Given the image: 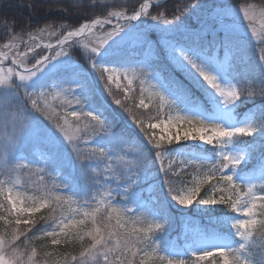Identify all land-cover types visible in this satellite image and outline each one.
<instances>
[{
    "label": "rangeland",
    "instance_id": "obj_1",
    "mask_svg": "<svg viewBox=\"0 0 264 264\" xmlns=\"http://www.w3.org/2000/svg\"><path fill=\"white\" fill-rule=\"evenodd\" d=\"M4 1V0H3ZM7 1V0H6ZM126 0H121L120 2ZM169 1V0H168ZM168 1L164 0H145L140 3V6L144 3H147L149 5L146 13L144 12L143 16L148 15L151 11L154 9L162 8L164 4H166ZM178 2L187 1V0H177ZM151 2V3H149ZM217 0H214L215 3ZM247 0H240L235 5H226L221 3H216L215 5H207L206 2L202 4V6L195 11L192 15H190L187 10L184 11V9L177 12L176 16H180V20L176 21L175 24L180 27H174L173 25L167 26V25H158V30L160 31V34L164 32H178L183 33L187 30L191 31H197L198 29L207 28L208 23H211L212 21H223V17H227L228 15L231 18V20L228 22L227 25L223 26V32L219 35H217L215 38L206 37L204 39L201 38L199 42L196 44H192L189 42L188 45L180 44L181 51H183L185 54L192 56V58L197 62L200 63L203 67H205L206 71H209L211 74L215 75L217 78V82L224 88H235L238 94H240V99L236 101L233 104L225 105L222 102V98L219 97L217 93H215L214 90L210 88L205 82L200 81V83H196L192 76L189 74V69H185L183 67L178 66L177 62L173 57L169 54L168 48L164 44L165 38L160 42L161 49L164 53V57L166 60V64L172 69V71L177 72L183 78L201 95V97L204 99V103L200 101L199 105L192 108L184 103H182L180 97L171 89L167 83L165 82L162 73H159L158 68L156 66V61L158 59L157 54L153 51L154 49H151L147 54V57H145L142 61H139L135 63L132 67H106V66H100V69L102 70L103 77L102 81L105 82L106 86L113 87L115 89H121L123 92V96L125 98L131 99L129 96H134V99H138V106L140 107L141 102L147 107H140L142 109L147 108H153L158 111L160 114V121L158 123H155V125H160L161 121H167L169 117L175 118L176 116H187L190 118H196L200 119L206 124H209V127L211 125H220L222 127L226 128H232L237 126H245L249 123H252L255 120H258L256 117V110L259 108L256 107L260 104H263L264 97H262L260 93V88L264 85L261 84L260 78L261 75L264 74V62L260 60L261 56H264V4L260 3L259 5H246ZM245 4V5H243ZM195 5V4H194ZM191 4L187 5V8L191 10L192 6ZM209 6V7H207ZM237 6V7H233ZM186 8V9H187ZM209 8H212L214 11V15H208L207 11ZM153 9V10H152ZM137 10V9H136ZM136 10L133 12H126L125 9L123 10H115L110 11L107 15V19H110V22L117 23L118 21L123 20L122 18H117L116 16H110V13H116L120 12L124 16H131L133 15ZM244 11H248L249 16L251 19H246L244 17ZM203 25V26H202ZM241 25H244L243 27H251V29H245L252 32L253 39H248L245 37L238 38L237 35L233 34L232 31L237 32L239 27ZM133 26V25H132ZM136 27V26H134ZM131 25L126 27V30L123 28L116 36L112 37L108 43L99 50L97 53H92L91 48L95 46H99L102 39L107 38V34L113 30L110 29L109 31H106L105 29H98L93 32V34H90L89 36L80 39V43L83 42V44L79 43V47L82 48V51L87 54L86 56H97L99 57V54L104 53H111V52H117L119 50L134 46L135 43H138L136 40V37L141 38V42L145 41V37L147 35H143L145 30H140L139 32H132V33H126L127 31H133ZM137 29V28H136ZM157 30V29H156ZM126 31V32H125ZM245 33V32H243ZM50 38H52V34L49 32L46 33ZM159 34V33H158ZM247 34V33H245ZM251 34V33H250ZM163 36V35H161ZM34 37V36H31ZM31 37H28L25 43L28 46L35 47L36 44H42L46 45V42H49V39L47 40H39L35 41L30 39ZM56 37V36H53ZM226 38L233 39L234 46L231 50L226 51V49L223 47V42ZM85 39V40H84ZM36 43H35V42ZM39 42V43H38ZM78 42V41H77ZM77 42H74L72 44H68L67 46H64L65 51H67V54L62 57H58L55 61H52L44 70L43 72L39 73L36 77H33L32 80L26 82L25 87L26 90L29 92H36L37 94L42 91V89H39L40 87L39 83L46 78V76L59 71L60 69H63L65 67H73L74 65L72 61L73 51L75 48H79L76 46ZM8 45H14L12 43H6ZM4 44L2 48H0V54L6 55L7 59H13V55L15 52H17V47L14 48H5ZM87 45V47H85ZM55 51H60L61 47L54 49ZM3 55H0V68L3 69V73H0V75H6L8 73L9 69H12V77L11 79H6V83L4 85H0V109H4L5 111H9L12 113H15L14 108L17 107V101L12 98L6 96L7 93L3 92V88L7 86L8 83H12L13 81L15 83H21L19 80V77L15 75L17 72L22 75H27V73L24 71L25 68H31L29 65L26 66L25 62L28 59H24V62L22 64L23 68L20 69V66L17 64H13L12 66H6V62L3 59ZM40 55H44V53H40ZM39 56V55H38ZM249 57H253L255 66L253 67L254 72L249 75L248 79L244 78L246 77L245 71L243 70L242 66H245L247 59ZM40 58V56L38 57ZM95 59V58H94ZM96 62L93 63V65H98L99 61L95 59ZM186 63V62H185ZM18 69V70H17ZM94 73V77H97V81H100L97 72L95 71V67H91ZM105 69H109V71H105ZM75 74L71 76H65L64 81H62L59 84L51 85L49 89H44L43 92L46 93V97L41 100V106L47 105V111L46 112H36L32 110V127H38L42 129H52L53 133L55 134L58 143L55 144H46L43 147L39 145L33 144V141L25 137L21 140V142L18 144L17 148L10 154V160L12 156H15L17 154H21V150L26 147V145L29 146H35L33 151L31 152L30 157H25V160L29 164H33L35 168L29 166L28 170L21 171L19 169V165L16 167V171L11 172V177H9V174L5 173V167L6 160L2 153H0V179L5 180L8 178L11 183L9 186H27L28 188H31L32 191L40 190L43 188H47L48 190L51 188L52 177L50 174L42 175L41 169L42 167H39V169L36 168V166L39 164L45 165V162L49 160V158H53V154H57V162H61L65 166H67L68 170L71 173H74L76 171H83L84 166L86 165L87 170L91 171V181L94 177H100L104 175L110 174V172L106 173L105 168L101 167V163L98 160L103 158L104 160H107L108 158L105 157H98L96 160H84L80 161L76 157V153L73 151L72 145H77L78 148L81 149V145L90 146L92 147H103V144L109 145L110 147H105L104 151L106 156L111 157V162H114L115 165L111 168L115 175L122 176L120 180L115 179L114 177H108L100 180V185L103 188L100 196L95 199V203L97 204V207H100L103 209L104 203L107 202V200L110 197H106L104 195L105 193V186L108 183V180L111 182L115 180L116 186L115 190L120 191L121 189H124L126 186V183L123 185H120L121 182L124 180L130 181L128 179V173L133 172L132 169H129V165H125L127 162L136 163L140 162L138 159L137 154L133 155L134 152H132L130 155L132 159H123L122 155L125 154V150L129 146V143L126 141H123L122 139H119L118 141H109V144L106 143V138H109L108 130L107 133L94 131V129L98 128V125L95 121L91 119L90 116H85L84 113L90 111V109L83 105V103L80 101V103H77V99L82 97V94H84V90L79 87V76L82 73L74 72ZM202 79V78H201ZM78 85V86H77ZM102 87V86H101ZM209 87V88H208ZM72 88V95L65 92V89ZM103 90H105L102 87ZM11 90H9L10 92ZM20 96H24L25 89L21 88L20 90ZM254 93V94H253ZM164 95L166 97L165 102L162 105L160 96ZM81 96V97H80ZM80 100V99H79ZM206 102V103H205ZM172 104L170 107L169 105ZM28 108L31 110V102L28 101ZM76 111L78 113V117H73L69 115L70 112ZM120 112V111H119ZM122 112V111H121ZM101 114L100 112L94 113V114ZM65 119L67 120V124H65ZM59 123L61 125H64L66 130L69 132V135L73 136V141L69 143V141L64 140L63 133L59 131L58 128H56V124ZM154 125V124H153ZM186 123L183 124V127H186ZM149 130V135L153 140V146L155 143V140L159 139L161 135L165 136V139L161 141V156L157 158V149H155L152 145L149 144V148L151 151H154V156L156 159V162L165 163V162H172V163H179L183 164V168H186L187 166L195 165L198 166L202 162H213V164H219L222 163V156L220 153H227L233 156H237L240 154H243L244 159L241 160L240 164L238 166H245L247 164H250L253 160V152L254 150L250 148L249 146H245L242 143L237 140V138H241L243 141L247 137L251 136H237L233 138L231 141L227 143L224 147H217L216 142L214 141L213 144H204L200 140H183L177 141L174 137L176 135L177 129L172 128L167 134L163 133L161 131V128L158 126L156 128H152L151 126L147 127ZM254 134V133H253ZM14 135V128L12 123L9 121H5L3 119L2 113H0V147H2L3 144L11 142ZM83 135H88L92 138L91 141L88 143H80L79 137ZM180 135L183 136V130L181 128ZM257 135L260 138L259 143H261L262 149H264V128H260L257 131ZM172 137V142L169 144L168 138ZM93 139L95 141H93ZM148 141V140H147ZM149 143V141H148ZM89 144V145H88ZM183 144H188V146H197L202 150H211V155L214 156V160L211 161L208 156L201 155L200 153L194 152V151H180L176 150L177 148L183 147ZM83 150V149H81ZM91 150V149H90ZM90 150H83V151H90ZM128 155V154H126ZM186 160H197L193 164H186ZM254 167L257 169V171L252 175L251 179L249 177H243L239 176L242 173L241 171H237L233 168L225 169V174L232 175L233 178L237 177L236 179H233L234 182L237 183H243L248 186L254 185L252 187L253 192L257 190V188L261 187V182H264V154L257 156L255 159ZM211 163H208L209 169L212 167ZM22 165V164H20ZM103 166H106V162L102 164ZM133 165V164H132ZM108 166V165H107ZM15 168V167H14ZM148 169V167H144L141 173L142 178L146 179L149 178V176H153V172L150 175L145 174V171ZM3 172V173H2ZM10 172V171H9ZM84 172V171H83ZM206 170H201L198 172V175L193 176V180L188 184L185 191L189 188H193L196 186L200 187V192L197 194L196 199L199 200L200 198H206L208 195L207 192H213L211 189V180H207L205 173ZM156 175V173H155ZM249 175V174H248ZM150 180V179H149ZM201 181H204L203 183H200ZM95 184V183H93ZM5 187V186H4ZM97 187V185L95 186ZM208 188V189H207ZM204 189H207L208 191L205 193V195L202 196V191ZM42 192V191H41ZM225 196H228L229 193L225 191ZM223 193V194H224ZM45 194V193H42ZM90 190L83 189V196H89ZM213 197H215L214 193H211ZM5 198L7 197V190H5ZM32 196V195H31ZM221 196V195H219ZM219 196L217 198H219ZM261 196H264L262 194ZM39 197V196H38ZM91 197V196H90ZM216 198V197H215ZM28 204H31V200L23 199ZM68 200V199H66ZM103 201L104 203H100ZM242 200L237 201V207L236 209H233L231 207L230 202L228 203L225 201L224 203L215 204L219 207H224L223 212L226 211L225 208H228L229 210L234 211L233 216H224V215H216L214 216L211 213V209L215 205H203L198 204L196 200L193 201V203L197 204V211L200 213H205L206 210H210V213H206L207 217H209L207 220L213 223L214 226H223L230 230V234L234 237H238L236 234V229L232 228V224L238 220V219H248L249 217H246L244 215V209L245 207H251L250 204L242 207H238V204L241 203ZM258 202V201H257ZM257 202L254 201L256 204ZM90 203V202H89ZM172 203L176 206L179 204L176 203L175 200L172 199ZM74 204V203H71ZM89 205H95L94 203H90ZM211 208V209H210ZM188 220V219H186ZM185 220V221H186ZM184 221V222H185ZM171 230V229H170ZM175 230V229H173ZM171 230V231H173ZM150 236V235H149ZM151 237V236H150ZM182 237L183 242L180 243V246L175 243L172 245V247L167 250L166 252H160L157 251L155 253H152L150 255L148 261H146L147 264L153 262L155 264L160 263L167 264V260L161 261L159 259V256L164 255L166 257H175L177 254L181 257L183 256V253H187L191 255V257L196 259V256H193V254L199 255L203 251H212L213 253L217 252L218 246H223L225 248H229V242L227 241V238L223 237H207L206 232L202 230L200 227V224L197 222V225L194 227H190L188 224H183L182 226ZM245 243H249V241H240V245ZM182 249V250H181ZM136 251V249H134ZM130 256H132L133 252L130 251ZM209 258V257H207ZM205 258V259H207ZM25 260L27 261V257H25ZM87 264H103L102 258L96 259L89 257L87 259Z\"/></svg>",
    "mask_w": 264,
    "mask_h": 264
},
{
    "label": "snow or ice",
    "instance_id": "obj_2",
    "mask_svg": "<svg viewBox=\"0 0 264 264\" xmlns=\"http://www.w3.org/2000/svg\"><path fill=\"white\" fill-rule=\"evenodd\" d=\"M199 4H196L197 8ZM149 5L144 3L141 5L142 10L146 13ZM116 16L117 18H122L129 22L133 20H137L142 12H136L135 15L124 16L120 12L110 13V16ZM244 17L246 19H251L248 11H244ZM180 16H175L173 19H165L163 23L165 25H173L174 27H180L175 24L176 21L180 20ZM152 20H157L158 17H151ZM106 23H110V19L101 20L96 19L92 21L91 24H84L78 30L68 31L66 35L63 36V39H59L57 41V45L62 46L60 51H55V46L51 43L44 45V48L50 50L48 55H40V53H35L31 46H27V52L17 51L13 55L12 63L13 64H23L24 58L27 57L28 53H33V58L35 56L40 55L39 59L35 60V64L32 65L31 68H25L24 71L27 75H22L20 73H16L19 77L21 83H8L5 88H3V92L7 93L6 96L12 97L17 101V107L15 113L5 111L4 109H0V113H2L3 119L5 121H9L12 123L14 128L13 139L9 143H5L0 147V153L3 154L6 165H11L10 154L17 148L18 144L25 137L30 138L33 141V144L39 145L44 148L46 144H55L58 143L55 134L52 129H42L38 127H32V110L36 112H46L47 105L41 106V100L46 97V93L41 91L38 94L36 92H29L26 90L25 84L26 82L32 80L33 77H36L39 73L43 72V70L52 62L55 61L58 57L65 56L67 51L64 49V45L67 44L73 37L81 36L85 33L93 34V29L96 25H99L101 28ZM203 26V25H202ZM125 25L117 24L111 32L107 34V38L102 39L99 46H95L91 48L92 53L99 52L108 41L112 39V37L116 36ZM203 32H186L184 39L191 42L192 44H196L201 40ZM137 42H141L140 37H136ZM165 46L169 50V54L176 60L178 66L189 69V74L192 76L193 80L196 83H203L210 86L212 90L215 91L222 98V102L225 105L233 104L240 99V94L236 91L235 88L229 87L224 88L218 82L215 75L211 74L209 71L205 70L200 63H197L192 56L185 54L181 51V45L178 41L173 39H165ZM234 46L233 39L226 38L223 42V47L226 51L231 50ZM5 48H14L18 47L16 45H8L4 46ZM39 47V45H37ZM87 47V45H85ZM3 55V54H0ZM3 59H7L6 55H3ZM260 60L264 62V56L260 57ZM186 62V63H185ZM97 65H93L96 67ZM105 71H109V69H105ZM0 73H3V69L0 68ZM12 77V69L8 70L6 75H0V85H4L6 83V79H11ZM202 78V79H201ZM261 84L264 85V74L261 75L260 78ZM78 86V85H77ZM48 87V86H47ZM46 86H41L40 89L47 88ZM25 89L24 96H20V89ZM209 88V87H208ZM9 90H11L9 92ZM65 92L72 95V88L65 89ZM254 94V93H253ZM262 97H264V86L260 88V93ZM162 105L166 100L164 95L160 96ZM28 101L31 102V110L28 108ZM77 103H80V100L77 99ZM117 104H121L120 100H116ZM123 106V105H122ZM170 107L172 104L169 105ZM140 107H147L141 102ZM96 112V109L90 110L84 113L85 116H91V119L96 122L98 125L97 129L94 131L107 133V129L109 127L107 121L105 119H101V114H93ZM69 115L73 117H78V113L76 111H72ZM151 118V117H149ZM135 122L140 126L141 131H145L143 127V121L138 117L135 119ZM186 123V127H183V124ZM65 124H67V120L65 119ZM160 127L161 131L167 134L172 128H176L177 132L175 135V139L177 141L183 140H200L204 144H213L216 142L217 147H224L227 145L229 141L237 136H252L253 133H256L258 129L264 128V119L255 120L252 123H249L245 126H237L232 128L222 127L220 125H211L206 124L200 119L190 118L187 116H176L175 118L169 117V119L165 121H161L160 125H151L152 128ZM56 128L59 129L61 133H63L64 140L69 141L71 143L73 141V136L69 135V132L66 130L64 125L59 123L56 124ZM183 130V136L180 135V130ZM165 139L164 135H161L159 139L155 140L154 148L157 149V158L161 156V141ZM149 142H152V138H149ZM169 144L172 142V137L168 138ZM73 151L76 153V157L80 161L84 160H96L98 157H105L110 159L111 157L106 156L105 151L102 149L93 148L90 151H83L77 147V145H72ZM222 156V163L213 164L210 169L207 170L205 176L207 180H215L216 183L211 185L212 191L217 190L218 184H225L227 188H222L220 191H227L229 193L228 196L221 195L219 198H215L213 196H208L206 198H200L196 202L198 204L203 205H215L219 203H224L228 200L233 209L237 207V200L240 199V192L242 191L240 184L234 183L232 175L225 174L224 170L228 168H236L237 165L240 164L241 160L244 159L243 154L233 156L227 153H220ZM197 160H186V164H193ZM21 171L28 170L29 165L23 164L18 166ZM109 169H111V164L105 169V172L108 173ZM129 169H132L131 167ZM12 171H16V168H12ZM165 172V184L169 188V194L172 199L176 201L177 204L181 206H189L196 200L197 194L200 192V187L196 186L193 188H189L186 191H181L179 193L176 192V189L172 183V178L169 177V172L167 170H163ZM5 173L10 175L8 167H5ZM135 172L128 173V179L134 182ZM114 177L117 180H120L122 176H117L115 173H111L108 175H104L100 177V179L93 180L92 183L100 185L101 178ZM179 183H183V181H178ZM201 181L200 183H203ZM8 183L7 180L0 179V198H3L5 195V185ZM262 189H264V182H261ZM65 187V185H64ZM252 187L254 185H250L247 192L244 193L245 204H250L251 207H245L244 215L249 217L248 219H238L232 224V228L236 229V234L241 237L243 241H249L250 238L253 237V233L250 230L253 225L258 223L257 220L252 219L251 217L255 215L253 213V209L256 207L254 203L255 200L259 199L264 201V196H257L255 192L252 191ZM41 191L45 194L37 197H28V200H31L32 203L28 204L25 200H23L19 193L16 196H13V188L9 187L7 189V197L6 199H0V209H2L8 217H0V219H4V223L6 227L3 232L0 233V264H38L37 250L35 247H32L30 250L28 245L32 243L34 239H37L38 236L35 234L30 235V233L34 232L35 223L32 219L26 218V214L28 217H31L32 214L38 212L41 208H49L50 215L46 217H41V220L45 222L51 223V230H44L43 235L45 237H51L52 243L57 244L60 242V237H64L65 239L72 238L75 235L79 239H83L85 236L91 238L92 243L84 248L79 256H71L70 258L66 257L63 264H87V259L89 257L92 258H102L103 264H133L132 260L128 258L126 253L128 251L133 252V256L137 255L136 249L137 244H146L151 237L149 233L153 231V228L162 230L163 225L161 223H149L148 226L145 227H129L128 220L125 219L124 213L119 209L113 207L111 203L105 204V207L101 209L100 207H96L95 209L89 211L87 209L88 200H82V204L84 207L78 208H69L68 214H66L64 205L70 204V200H65L62 196L56 195L51 196L48 194V189L43 188ZM104 195L106 197H112L113 192L111 189L105 190ZM236 197V199H232V197ZM123 198V197H122ZM100 203H104L101 201ZM261 208H264V204L261 205ZM131 209H124V212L130 213ZM106 213V215H105ZM262 217H264V211L260 213ZM81 218H77V217ZM99 216L100 220L103 223V227H93L92 229H88L86 226L90 221L94 226L97 224V217ZM14 217V219H13ZM14 224L15 227L9 229L7 226ZM260 227L264 229V219L259 221ZM24 226L23 229L21 226ZM58 229V231H57ZM23 247V251L21 248ZM217 252L213 253L212 251H203L199 255L193 254L196 256V264L199 261L204 260L207 257L219 255L222 260V264H252L251 254H249V259L243 258L240 253L244 251L245 245L241 244L236 249L225 248L223 246H218ZM152 252L155 253L156 249L153 248ZM51 255V254H46ZM27 257V261L25 260ZM144 259H141L140 264H146V260L148 257L147 251L144 252ZM161 261L167 260V264H186L184 259H174L171 257H166L164 255L159 256Z\"/></svg>",
    "mask_w": 264,
    "mask_h": 264
},
{
    "label": "trees",
    "instance_id": "obj_3",
    "mask_svg": "<svg viewBox=\"0 0 264 264\" xmlns=\"http://www.w3.org/2000/svg\"><path fill=\"white\" fill-rule=\"evenodd\" d=\"M121 0H0V48L3 47L6 43H12L22 52L27 51V45L25 41L28 37L35 36L39 39H44L49 41H54L59 38L62 34L68 31H72L82 24L89 22L95 18L105 17L110 11L115 10H123L126 12H133L137 9L141 2L144 0H126L120 2ZM240 0H217L215 3L214 0H187L180 1L177 0H169L166 4L159 9H152L146 19L140 22L136 27L131 26L133 31H125L126 33L139 32L140 30H145L143 35H147L145 37V41L142 43H135L134 46L119 50L117 52L104 53L99 54L100 56H86L82 51V48L79 47L80 41L77 42L76 46L79 48H75L72 56V63L74 67H78L82 70L86 71L88 74V78H85L83 84V90L86 93V97L79 98L81 102L87 103L96 109L104 110L105 115L111 121L110 127L108 130L109 140L110 141H118L119 139L126 140L130 143V146L124 151L123 155L126 159L131 158L129 155L131 152H134L133 155L137 154L139 161L138 167L135 169V172L141 173V168L144 166H150V168L154 171H158L156 174V182L158 186L155 187L154 195L157 196V202L154 204L149 201L143 209L140 211L129 214L124 212V209H131L133 206L134 199L139 195V193L143 192V182L137 181V178H134V182L131 181L130 185L126 188L123 194L114 195V199L116 200L111 205L121 212L124 213L125 219L128 220L129 227H147L149 223H161L163 225L162 230H158L153 228L151 234L153 238L157 239V243H162V246H168L169 240L174 236L178 235V230L176 229L178 225L181 223L185 216H194L195 215V207H185L181 206L177 211H174L169 206V188L165 184V170L164 167L156 166L157 164L153 163L154 154L153 152L144 145L142 137L145 136L146 139H149L148 132L146 130V125L155 121L157 118L155 116V110L153 109H142L137 107L136 99H132L131 101L127 98H124L120 92H117L114 88L106 86L105 82L102 80V74L98 70L96 66V72L100 79L97 81V77H94V73H92L91 67L93 63L96 62L95 59L105 64H126L129 65L134 61L133 57H130L129 52L131 50L142 52L145 49V44L147 42H153L158 44L160 38L166 35H171L174 39L183 41V37L186 32H203V34L211 33L214 30H218L219 26L218 21H212L208 23L207 28L198 29L197 31L187 30L183 33L178 32H162L158 30V25H165L163 20L165 19H173L178 11L187 10V12L192 15L195 13L193 10H198L203 3L206 2L207 5H215L216 3H222L226 5H235ZM260 3L264 4V0H247L246 5H259ZM196 5L199 4L196 8L195 5L192 6L191 10L187 5ZM245 5V4H243ZM209 7V6H207ZM237 7V6H233ZM187 8V9H186ZM179 13V12H178ZM208 15H214V11L212 8H209L207 11ZM158 17L157 20H152L151 17ZM227 17H223L224 22H228ZM228 19L231 18L228 15ZM224 24H221L222 26ZM170 26V25H167ZM137 28V29H136ZM157 29V30H156ZM109 31V29H105ZM126 30V28H125ZM50 33L53 37L50 38L48 34ZM159 33V34H158ZM85 40V39H84ZM80 44H83L80 43ZM43 53L42 50L35 51V53ZM40 56V55H39ZM38 55L33 58V53L27 55L25 64L33 65L35 60L38 59ZM95 58V59H94ZM73 71L70 68L62 69L60 72L54 73L52 75L47 76L41 83V86H48L50 83H56L57 79L63 74ZM105 89L103 90L102 87ZM46 89V88H45ZM100 94H98V92ZM116 100H120L121 104H117ZM123 105V106H122ZM16 109V108H14ZM120 111V112H119ZM122 111V112H121ZM139 118L143 121V127L145 131H141L140 126L135 122L136 118ZM151 117V118H149ZM87 137V136H85ZM90 137V136H88ZM259 140V138H258ZM256 141V140H253ZM256 143V142H255ZM90 147H87L86 150ZM103 148V147H102ZM102 148H96L102 149ZM85 150V148H82ZM28 150H31L29 148ZM27 155H30V151L24 149ZM128 154V155H126ZM11 165H8V170L10 171L9 177H11L12 168H16L20 164H27L24 159H16L15 157L11 158ZM47 168L49 170L59 169L56 172V178L51 183V188L48 190V194L51 196L60 195L65 200L68 199L71 203L74 204H65L63 207L65 209L66 214H68L69 208H78L84 207L82 204V200H88L87 209L89 211L95 209L97 204L95 203V199L98 198L103 190V188L96 189L95 186L97 184H93V180L99 179L98 177H94L91 181L90 173L83 168V171H76L74 173L69 172L63 165H56L58 162L56 160H51V162H47ZM107 165L111 164L113 167V162L110 159L106 160ZM31 166V165H30ZM156 166V167H155ZM34 167V166H32ZM56 167V168H55ZM58 167V168H57ZM108 167V166H107ZM106 167V168H107ZM37 168V167H36ZM45 168V166H44ZM169 172V177L172 178V183L176 189V192L179 193V190L183 187L188 186L190 181L193 179V171L194 168H190L182 173H175L177 170H167ZM3 173V172H2ZM111 173H114L113 170ZM1 177V175H0ZM8 179V178H6ZM9 181V180H7ZM109 181V180H108ZM178 181H183V183H179ZM113 185L115 184V180L112 181ZM65 185V187H64ZM10 186L5 185V190H7ZM224 188V187H222ZM83 189L90 190L89 196H83ZM206 189L203 190L205 192ZM19 193L22 199H27L28 197H37L43 195L40 190L32 191L27 186H24L22 189L13 190V196ZM224 191H221L223 194ZM226 194V193H225ZM32 195V196H31ZM91 196V197H90ZM123 197V198H122ZM0 199H6L5 196ZM94 203L95 205H89L90 203ZM32 203V201H31ZM104 203V207H105ZM264 204V201H259L256 203V207L253 209V215L251 218L258 221L256 225H253L250 229L253 233V237L250 238L249 243L246 244L244 251L240 253V255L249 259V254H251L252 264H264V229L260 227L259 221L264 219L260 215L264 208H261V205ZM103 207V208H104ZM161 211L167 210V216L155 217L152 214L151 209ZM211 209V208H210ZM219 208L215 205L211 212H218ZM210 210H206V213ZM50 215L49 208H41L38 212L32 214L31 217H28L26 214V218L32 219L35 223L34 232L30 233V235L35 234L38 236L37 239H34L30 245H28L29 250L32 247H35L37 250L38 264H63L66 257L70 258L71 256H79L80 252L88 247L92 241L91 238L85 236L83 239L77 238L73 235L72 238L65 239L64 237H60V242L57 244L52 243L51 237H45L43 235L44 230H51V223L45 222L41 220V217H46ZM106 215V213H105ZM0 217H8L2 209H0ZM78 219L81 217H77ZM14 219V217H13ZM6 227L4 223V219H0V233L3 232ZM9 229L15 227L14 224L7 226ZM23 225L21 228L23 229ZM93 227H103V223L100 220L99 216L97 217V224L94 226L90 221L87 223L86 231L88 229H92ZM173 231H171V230ZM58 231V229H57ZM150 234V233H149ZM154 239V240H155ZM142 244H137L136 251H139L143 248ZM238 248V246L236 247ZM235 248V249H236ZM23 251V247L21 248ZM147 248L141 253V256H130V251L126 253L129 259L132 260L133 264H140L141 259H144V252ZM51 254V255H46ZM152 253H148L147 260L149 259ZM154 264V263H151ZM186 264H190L186 262ZM207 264V263H201ZM210 264H222L220 258L216 257L213 259Z\"/></svg>",
    "mask_w": 264,
    "mask_h": 264
},
{
    "label": "bare ground",
    "instance_id": "obj_4",
    "mask_svg": "<svg viewBox=\"0 0 264 264\" xmlns=\"http://www.w3.org/2000/svg\"><path fill=\"white\" fill-rule=\"evenodd\" d=\"M142 12H144V11L142 10Z\"/></svg>",
    "mask_w": 264,
    "mask_h": 264
},
{
    "label": "water",
    "instance_id": "obj_5",
    "mask_svg": "<svg viewBox=\"0 0 264 264\" xmlns=\"http://www.w3.org/2000/svg\"><path fill=\"white\" fill-rule=\"evenodd\" d=\"M57 44V43H56Z\"/></svg>",
    "mask_w": 264,
    "mask_h": 264
}]
</instances>
